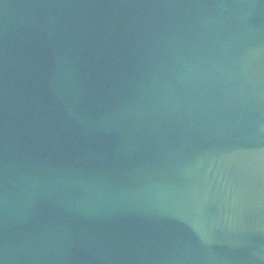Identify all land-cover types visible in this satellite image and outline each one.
Instances as JSON below:
<instances>
[{
	"label": "water",
	"instance_id": "water-1",
	"mask_svg": "<svg viewBox=\"0 0 264 264\" xmlns=\"http://www.w3.org/2000/svg\"><path fill=\"white\" fill-rule=\"evenodd\" d=\"M0 264H264V0H0Z\"/></svg>",
	"mask_w": 264,
	"mask_h": 264
}]
</instances>
